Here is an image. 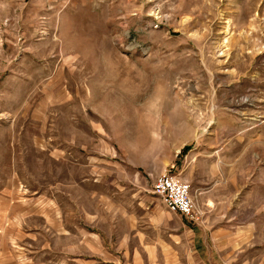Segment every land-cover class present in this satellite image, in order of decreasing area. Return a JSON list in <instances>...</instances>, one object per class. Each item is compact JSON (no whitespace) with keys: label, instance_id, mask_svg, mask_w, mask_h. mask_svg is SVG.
<instances>
[{"label":"rangeland","instance_id":"rangeland-1","mask_svg":"<svg viewBox=\"0 0 264 264\" xmlns=\"http://www.w3.org/2000/svg\"><path fill=\"white\" fill-rule=\"evenodd\" d=\"M0 264H264V0H0Z\"/></svg>","mask_w":264,"mask_h":264},{"label":"built area","instance_id":"built-area-1","mask_svg":"<svg viewBox=\"0 0 264 264\" xmlns=\"http://www.w3.org/2000/svg\"><path fill=\"white\" fill-rule=\"evenodd\" d=\"M152 192L161 199L170 212L179 213L186 219L194 218L190 186L171 170L164 171L154 179Z\"/></svg>","mask_w":264,"mask_h":264}]
</instances>
